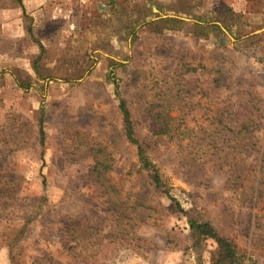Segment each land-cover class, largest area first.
I'll return each mask as SVG.
<instances>
[{"label":"rangeland","instance_id":"rangeland-1","mask_svg":"<svg viewBox=\"0 0 264 264\" xmlns=\"http://www.w3.org/2000/svg\"><path fill=\"white\" fill-rule=\"evenodd\" d=\"M162 17L182 23L157 32L149 23ZM195 22L219 30L199 36ZM260 31L264 0H0V264H212L215 243L195 245L188 219L212 224L245 264H264V194L255 204L246 174L237 188L228 180L232 165L264 168ZM184 63L202 68L182 73ZM114 82L167 194L134 171ZM166 82L169 116L190 136L215 133L218 118L233 130L252 120L243 151L225 156L227 131L204 153L187 135L153 134L145 109ZM97 144L120 200L144 203L121 227L88 175ZM195 158L200 170L185 166Z\"/></svg>","mask_w":264,"mask_h":264},{"label":"trees","instance_id":"trees-1","mask_svg":"<svg viewBox=\"0 0 264 264\" xmlns=\"http://www.w3.org/2000/svg\"><path fill=\"white\" fill-rule=\"evenodd\" d=\"M21 5V0H16ZM182 21L180 19L174 17H162L158 18L155 21H151L149 24L154 26L155 30L158 32L161 27L170 29L171 24H181ZM195 26L194 30H197V34L200 36H206V30H215L219 27L215 24H198L193 23ZM159 30H158V29ZM199 28V29H196ZM29 35L32 37L31 30L27 29ZM33 38V37H32ZM39 45L40 54L43 52V47ZM40 56V55H39ZM38 56V57H39ZM182 68H184V72H196L199 68H202L201 65L191 66L188 63L182 64ZM220 75L213 79L215 86H221L224 82V77ZM115 83V94L117 96L118 104L117 108L121 118L122 132L126 142L135 147V155L137 158L136 163L134 164L135 173H143L146 179L149 181L150 185L156 190H160L161 192L167 194L165 188V181L158 169V167L152 162L149 157L146 147L144 143L141 142L136 134V121L133 119L129 104L125 98H123L118 92V87ZM164 85L161 87L163 97H160L158 101H152L149 103L146 112V120L148 121V125L151 127L153 134L155 135H166L171 138H182L187 135L188 141L186 147L192 143L191 140H195L198 142V151L197 153H204L205 148L218 150V143L220 141V137L223 136V131H227L233 133V137L226 138L228 141H234V145L227 147L228 151H224L225 156L229 157L233 155L232 158L235 157V154H239V150L246 147V143L249 141V135L253 128L252 120L247 119L236 129L233 130L229 127L228 123L225 119L218 118L216 120L217 131L215 133H209L207 135H196L192 137L189 135L187 129L185 131L180 130L178 125H175L174 118L169 116V113L175 108L176 103L173 104L172 97L167 98V95L170 94V88L168 83H163ZM42 118L39 119V144L42 147L44 144V130L42 128ZM187 132V133H185ZM183 139V138H182ZM202 140V141H201ZM245 141V142H244ZM223 143V141H221ZM241 143V145H239ZM220 144V143H219ZM91 156L93 159V166L89 170V177L91 181H94L97 184H100L104 188V193L108 194L109 199L111 200V204L113 206L112 213L116 216L114 219V224L116 227L124 226L128 223L129 215L133 214V220L137 216L136 208L141 207L139 200H134L131 198L129 192H127V200H120V197L123 195L120 190L117 189L116 183L111 181L109 178V172L112 169L111 165V157L107 152L106 146L102 144H97L96 148H90ZM238 152V153H237ZM43 154V152H41ZM187 160V157L182 159ZM197 158L191 159L189 163L185 164V166L189 169L200 170L196 163ZM230 170L229 173V185L233 188L239 187L238 179L242 178L245 174L248 179V191H246L247 196L254 197V203H257L264 194V168H256L249 166H238L232 165L228 168ZM243 174V175H240ZM171 198V197H170ZM174 200V199H173ZM125 204V205H124ZM180 211L182 209L177 205ZM129 211V215L126 212ZM189 231L192 237V240L195 245L199 244L204 240H212L215 245V251L212 256V264H245L244 258L239 255L235 244L230 241L228 238L221 235L216 228L210 224L208 221H199L195 219H188ZM70 227L77 228L78 225L76 223H71ZM69 227V228H70ZM76 232V231H75ZM77 244V243H76ZM81 251V249H80ZM79 252V248H78ZM82 252V251H81ZM80 255H74V260L76 262H80Z\"/></svg>","mask_w":264,"mask_h":264},{"label":"crops","instance_id":"crops-1","mask_svg":"<svg viewBox=\"0 0 264 264\" xmlns=\"http://www.w3.org/2000/svg\"><path fill=\"white\" fill-rule=\"evenodd\" d=\"M260 32H264V31H260ZM261 35H264V33H259V32H258V33L255 34V36H257V37H258V36H261Z\"/></svg>","mask_w":264,"mask_h":264}]
</instances>
